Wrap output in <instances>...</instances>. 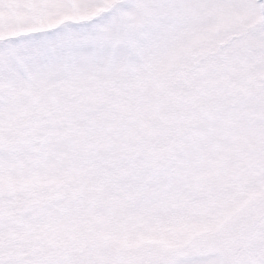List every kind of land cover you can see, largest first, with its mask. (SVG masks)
I'll use <instances>...</instances> for the list:
<instances>
[{
	"label": "snow or ice",
	"instance_id": "snow-or-ice-1",
	"mask_svg": "<svg viewBox=\"0 0 264 264\" xmlns=\"http://www.w3.org/2000/svg\"><path fill=\"white\" fill-rule=\"evenodd\" d=\"M0 264H264V0H0Z\"/></svg>",
	"mask_w": 264,
	"mask_h": 264
}]
</instances>
